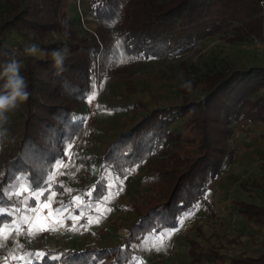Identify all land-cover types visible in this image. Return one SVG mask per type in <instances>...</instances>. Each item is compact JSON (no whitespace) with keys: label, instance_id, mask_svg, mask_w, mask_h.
<instances>
[{"label":"trees","instance_id":"1","mask_svg":"<svg viewBox=\"0 0 264 264\" xmlns=\"http://www.w3.org/2000/svg\"><path fill=\"white\" fill-rule=\"evenodd\" d=\"M84 1L87 11L83 9L82 14L76 0H0V71L10 59L20 61L30 92L26 102L7 114L6 122L0 121L4 135L0 136V230L20 231L26 224L17 223L24 218L19 215L18 201L24 193L29 204H34L32 213L40 197L48 198L55 190L59 196L67 193L62 176L53 186L49 183L63 155L82 136L88 97L99 91L97 110L103 105L118 109L107 100L109 79L127 76L148 60L183 57L218 33L228 35L230 42L252 37L264 40L260 0H78ZM85 15L96 25L95 32L82 29L79 19ZM31 44L39 50L26 55L25 47ZM65 47L63 70H57L51 51ZM3 83L0 79V86ZM196 83L201 86V98L190 99L184 93L178 104L145 110L141 120L115 134L103 154L95 156L98 169L82 188V196L88 194L89 202L76 205L77 214L90 211L87 207L105 195L110 179L126 177L139 166L153 190L146 203L135 206L138 219L127 228L123 242L71 249L47 248L41 241L33 246L31 242L43 238L28 234L36 213L29 228L20 237L18 231L15 244L8 248L13 264H28L14 257L37 252L46 255L42 260L32 258L31 264H131L137 254L133 245L143 237L171 231L200 201L209 209L206 195L210 184L235 157L228 143L229 124L243 120L264 134V66L208 71ZM91 126L93 123L84 133ZM85 148L84 143L79 144L68 172L85 164ZM159 152L164 156L154 160ZM87 161L93 157L88 156ZM24 185L29 190L21 192ZM42 189L43 195L37 198ZM66 200L75 203L72 196ZM231 204L245 219L264 224V205L241 200ZM23 239L26 243L20 253L13 254ZM192 240L187 264H264V249L228 254L222 251V243L203 246ZM0 253V264H8L6 252Z\"/></svg>","mask_w":264,"mask_h":264},{"label":"rangeland","instance_id":"2","mask_svg":"<svg viewBox=\"0 0 264 264\" xmlns=\"http://www.w3.org/2000/svg\"><path fill=\"white\" fill-rule=\"evenodd\" d=\"M77 4L84 14L83 9L87 11L86 2L76 0V7ZM1 10L0 5V12ZM79 20L83 30L95 32L96 25L88 21L86 15L84 19L80 17ZM262 46L264 40L261 38L252 37L241 43L230 42L228 35L218 33L207 38L201 45H196L183 57L168 61L148 60L137 65L127 76L109 79L106 88H111L107 100L118 109L103 105L96 110L92 122L94 126H91L85 134L90 140L84 149L85 152L82 150L85 164L77 165L76 171L73 168L61 177L63 187L69 188L67 193L59 196L55 190L48 198L40 197L42 205L51 201L50 208L43 207L48 211L51 221L63 224L64 218L72 217L76 213L74 208L82 201L84 192L82 188L89 184L84 177L86 169L89 166L90 179L93 180L92 175L98 169L95 156L103 154L115 134L141 120L145 110L178 104L184 93L190 99L201 98L203 96L201 86L196 81L208 71H234L264 66ZM189 84L190 87L185 86ZM229 125L232 133L228 143L235 157L233 161L228 162L221 177L210 184L206 195L210 203L209 209H205L206 205L203 201L190 208L183 216V223L174 228L178 230L164 239V250H156L161 243L160 234L143 237L142 241L133 245L137 254L131 264H187L189 242L192 239L203 246L211 242H215L216 245L222 243L225 245L222 251L228 254L239 252L252 254L264 249V224L245 219L234 211L231 204L233 200H241L264 205V134L261 128L251 127L243 120L232 121ZM164 154L156 153L153 158L158 160ZM88 156H92L93 161H87ZM143 170L144 168L139 166L126 177L110 179L105 195H101L100 198L105 205L93 204L87 207V211L90 209L89 220L84 228L80 223H76L64 232L39 231L37 234H41L43 238H38L31 244L39 246L41 241V244L47 248L61 249L80 248L85 245L120 244L123 242L127 228L138 219L135 206L146 203L149 195L153 193L150 183L145 178L147 173ZM44 189L39 190L38 193L43 192ZM69 196L75 198V203H66ZM18 201H20L19 215L29 218L34 204H29L28 196L19 198ZM55 209L63 211L60 215H56ZM48 223L52 225L49 220L38 214L33 218L32 227L54 229ZM105 223L108 224V232L98 240V230ZM16 235H18L17 229H8L6 232L0 230V245H2L0 252L9 251L8 248L15 244ZM4 236L6 239L3 238ZM24 243L26 239L21 240L14 247L13 254H19L20 247Z\"/></svg>","mask_w":264,"mask_h":264},{"label":"built area","instance_id":"3","mask_svg":"<svg viewBox=\"0 0 264 264\" xmlns=\"http://www.w3.org/2000/svg\"><path fill=\"white\" fill-rule=\"evenodd\" d=\"M259 6L261 9V14L264 16V0H260L259 1ZM82 19V17H81ZM100 94L99 91L95 92V96L93 99H91V101L89 102V109H88V114L85 118L84 121V126H83V133L82 136L79 140V142L77 143V145L75 146V148L71 149L70 151L66 152L61 160V163L59 164V166L56 169V173L52 179V181L50 182V186H53L54 184H56L59 179L60 176L66 174L68 172V170L72 167V165L75 162L76 159V149L79 146L80 143H84L85 146H87L90 142L89 138L85 135L86 133H84V131H86V129L88 128V126L93 122L94 117H95V113L97 110V105H96V99L98 97V95ZM0 136L4 137L3 133L1 132L0 129ZM87 172L84 174V177L86 178V181H89V176H90V170L89 167H87ZM23 196H26V194L24 193ZM82 201L83 203H88L89 202V196L88 194H84L82 196ZM96 205L99 206H104V202H101L100 200H97L95 202ZM42 201H39V203H37V205L34 208V211L28 221V223L24 224L23 226L20 227V231H19V235L18 237L22 236L25 231L29 228V223L31 222V219L34 217V215L36 213L40 214L43 216V218L49 220L53 227L58 231V232H63L66 229L75 226L76 223H80L82 225V228L85 227V225L88 224V220H89V212L88 213H84V214H74L72 217H67L64 220L63 224H57V222H53L51 221V219L49 218L48 215V211L46 209H43L42 207ZM108 228V224H104L100 227V229L98 230L97 233V238L102 237L104 234H106L108 232L107 230ZM1 254V253H0ZM5 255V261L8 264H13V260L10 258L9 252L4 253Z\"/></svg>","mask_w":264,"mask_h":264},{"label":"clouds","instance_id":"4","mask_svg":"<svg viewBox=\"0 0 264 264\" xmlns=\"http://www.w3.org/2000/svg\"><path fill=\"white\" fill-rule=\"evenodd\" d=\"M38 47L31 44L25 47L26 55H35ZM68 49H54L51 51V59L53 67L57 70H63ZM0 79L4 83L0 86V121L8 120V113L15 111L19 106L26 102L30 96L28 91V82L21 74V63L16 59H10L3 65L0 71ZM190 87L189 85H185Z\"/></svg>","mask_w":264,"mask_h":264},{"label":"snow or ice","instance_id":"5","mask_svg":"<svg viewBox=\"0 0 264 264\" xmlns=\"http://www.w3.org/2000/svg\"><path fill=\"white\" fill-rule=\"evenodd\" d=\"M93 98H94V95L88 97L89 102H90L91 99H93ZM29 187H30V186H28V185H24V186H22V187H21V192H23V191H28V190H29ZM16 194H19V193H16ZM36 195H37V196H39V195H43V192H41V193H37ZM50 204H51V201L49 200L47 203L43 204L41 207H42V208H43V207H48V208H50ZM62 211H63L62 209H58V210L56 211V215H60V213H61ZM51 214H52V213H51V211H50V215H51ZM185 218H187V217H185ZM21 222H23V223H27V222H28V221H27V217L22 218V221L17 222V223H21ZM179 223H183V220L179 221ZM11 227L15 228L16 225H11ZM47 230H54V229H48V228H46V227L33 226V228H31V229L29 230V233H28V234H29L30 236H34V235L37 234V232H39V231H47ZM176 230H178V229H174L173 231L164 232V233L161 234V236H160V241H161V243H160V245H159L158 247H156V250H157V251L164 250V247H163V241H164V239L167 238V237H170L171 235H173V234H174V231H176ZM6 231H7V229L5 230V232H6ZM17 231H19V229H17ZM3 238L6 239V236H4ZM0 246H2V245H0ZM45 255H46V254L43 253V252L29 253V254H26V256H24V257H14V259L27 260V261H28V264H31V259H32V258H36V259H40V260H42V259L45 257ZM49 258H50V259H59V257H49Z\"/></svg>","mask_w":264,"mask_h":264},{"label":"crops","instance_id":"6","mask_svg":"<svg viewBox=\"0 0 264 264\" xmlns=\"http://www.w3.org/2000/svg\"><path fill=\"white\" fill-rule=\"evenodd\" d=\"M243 42H245V41H243ZM241 43V42H240ZM262 49H264V46H262ZM262 61L264 62V55H263V57H262ZM262 65H264V64H262ZM249 203V202H248ZM250 203H252V202H250ZM161 235V234H160Z\"/></svg>","mask_w":264,"mask_h":264}]
</instances>
